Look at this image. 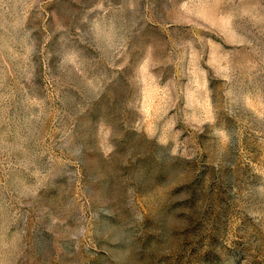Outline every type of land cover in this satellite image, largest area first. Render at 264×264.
Instances as JSON below:
<instances>
[{
	"label": "rangeland",
	"instance_id": "374dc122",
	"mask_svg": "<svg viewBox=\"0 0 264 264\" xmlns=\"http://www.w3.org/2000/svg\"><path fill=\"white\" fill-rule=\"evenodd\" d=\"M0 264H264V0H0Z\"/></svg>",
	"mask_w": 264,
	"mask_h": 264
}]
</instances>
